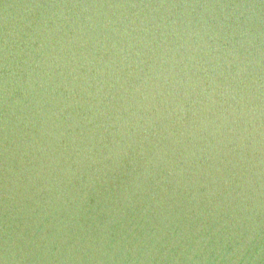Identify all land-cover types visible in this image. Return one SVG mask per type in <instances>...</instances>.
<instances>
[{
	"label": "water",
	"instance_id": "obj_1",
	"mask_svg": "<svg viewBox=\"0 0 264 264\" xmlns=\"http://www.w3.org/2000/svg\"><path fill=\"white\" fill-rule=\"evenodd\" d=\"M0 264H264V0H0Z\"/></svg>",
	"mask_w": 264,
	"mask_h": 264
}]
</instances>
